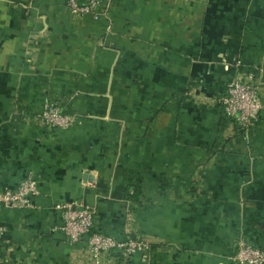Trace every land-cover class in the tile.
Listing matches in <instances>:
<instances>
[{
  "label": "crops",
  "instance_id": "crops-1",
  "mask_svg": "<svg viewBox=\"0 0 264 264\" xmlns=\"http://www.w3.org/2000/svg\"><path fill=\"white\" fill-rule=\"evenodd\" d=\"M79 4L85 0H77ZM256 80L248 138L212 97ZM46 101L68 129L28 116ZM28 172L35 210L0 205V264H96L54 208H94L93 229L151 245L98 264H236L264 249V0H119L108 16L66 0H0V189Z\"/></svg>",
  "mask_w": 264,
  "mask_h": 264
},
{
  "label": "built area",
  "instance_id": "built-area-1",
  "mask_svg": "<svg viewBox=\"0 0 264 264\" xmlns=\"http://www.w3.org/2000/svg\"><path fill=\"white\" fill-rule=\"evenodd\" d=\"M119 0H85L79 4L77 0H66L74 14H92L95 18L108 16L110 10ZM212 102L220 107L221 114L227 118L236 134L248 138L255 126L262 107L259 83L252 79H231L227 81L224 91ZM29 121H35L49 128L68 129L77 119L72 113L62 109L59 102L46 101L41 110L29 115ZM38 179L32 172L19 181L15 187L0 189V205L20 210H35L38 206L33 198L39 194ZM54 208L61 214V223L53 227L64 234L70 243L85 239L86 252L98 264L104 258L115 261H128L137 253H149L151 245L140 237H129L119 240L109 234L93 229L94 208L78 200L59 202ZM10 239L7 229L0 224V246L8 245ZM236 264H264V249L240 239L235 244V252L231 256Z\"/></svg>",
  "mask_w": 264,
  "mask_h": 264
}]
</instances>
